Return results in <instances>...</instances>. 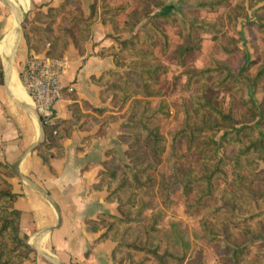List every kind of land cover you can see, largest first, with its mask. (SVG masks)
Listing matches in <instances>:
<instances>
[{
  "label": "trees",
  "instance_id": "trees-1",
  "mask_svg": "<svg viewBox=\"0 0 264 264\" xmlns=\"http://www.w3.org/2000/svg\"><path fill=\"white\" fill-rule=\"evenodd\" d=\"M134 1L136 8L129 10L126 4L113 5L104 0H91V13L85 16L82 0H63L57 7H49L44 13L38 11L31 19L25 18L21 25L23 39L28 57L44 53L57 59L67 51L69 44L80 54L84 53L85 43L91 34L90 27L98 18L103 24L110 25V37L114 39L121 33H133L138 28L137 33L120 41L119 50L111 46L97 52L100 57L112 55L116 66H126L137 75L138 83L125 74L116 75L115 72H109L111 78L106 76V72L95 80L103 87L100 94L103 100L110 94L121 107L129 103L130 132L123 136L127 143L124 155L128 162L118 168L108 166L101 176L109 193L107 199L117 202L119 216L102 214L98 221H89V224L94 230H104L100 240L115 243L111 255L115 264H145L148 257L155 259L157 264H201L197 263L198 258L196 263L187 258L189 243L175 223H170V229L163 234V238L159 236L164 231L161 221L166 213L163 209L168 207L173 187L178 186L184 197L195 192L196 197L189 208H201L207 201L205 216L212 218L214 224L207 219H202L201 223L211 234V227L227 228L228 218L223 214L225 202L245 214L246 207L264 199L262 184L255 185L256 180L261 179L259 162L264 164V95L259 104L244 97L245 89L261 88L264 54L252 76L246 74L249 66L235 71L216 57L210 58L208 66L185 73L186 89L194 87L195 91L183 99V124L172 135V141L186 138L188 147H194L202 159L197 170L186 172L171 164V176H162L157 183L153 171L161 162L164 138L153 121L159 115L167 116L168 108L165 100H160L156 107H151L149 100L160 96L161 92L153 86L158 85L160 76L166 74L169 68L155 61L149 46H156L160 41L165 48L168 46V34L161 26V23H167L180 27L185 38L174 53L179 65L183 66L185 58L199 49V35L203 34H209L215 40L222 36L228 43L220 44V49L230 55L237 50L236 40L230 33L236 32L238 17L246 13V6L254 8L262 3L255 7V12L261 13L256 27L264 33V0H239L235 6H227V26L218 19L193 16L198 11L215 12L225 7L227 0H180L175 15L153 13L152 8L165 7V0ZM98 3H101L99 8ZM97 10L100 11L98 15ZM123 13L126 14V21L119 26L116 17ZM226 87L237 95L240 107L236 110L231 102L226 108L225 98L220 96V90ZM70 97L75 99L74 95ZM81 105L93 110L84 102H75L69 106L72 112L69 120L53 124L42 121L43 141L35 150L43 164L49 165L51 159L62 155L60 140L70 135L83 116ZM84 118L87 121L93 117L85 114ZM221 131L222 135L216 138ZM220 149L225 151L221 157L218 155ZM227 165L232 171L231 177L225 169ZM12 174L10 169L0 164V264H23L30 252L25 238L19 235V213L13 208L14 195L8 181ZM218 180L227 186L217 189ZM156 196L161 198L163 208H154L147 217H143L145 204L140 197H147L152 202ZM228 250L225 260L230 264H240L237 254L243 251Z\"/></svg>",
  "mask_w": 264,
  "mask_h": 264
},
{
  "label": "crops",
  "instance_id": "crops-1",
  "mask_svg": "<svg viewBox=\"0 0 264 264\" xmlns=\"http://www.w3.org/2000/svg\"><path fill=\"white\" fill-rule=\"evenodd\" d=\"M7 1L18 10L23 22L38 11L44 13L49 7L59 6L63 0ZM109 33V25L97 20L84 53L69 44L62 57L66 65L61 83L74 91L56 104L53 123L69 120V106L75 102L92 108L107 106L99 96L101 87L92 78L113 66L111 57L97 54L111 45ZM16 40L17 15L0 1V164L13 173L8 181L14 195L13 208L19 213V235L30 249L23 264H115L111 258L115 243L100 240L104 230H94L89 224L102 214L118 216L116 202L107 199V186L101 181L104 164L108 165L111 158L105 151L116 139L117 133L111 130L115 125L101 135L93 119L99 116L81 105L83 116L70 135L60 140L62 155L51 159L49 165L43 164L35 150L43 141L42 122L20 78L28 57L22 28L12 62ZM13 74L18 78L19 92L13 88ZM85 114L93 118L85 121Z\"/></svg>",
  "mask_w": 264,
  "mask_h": 264
},
{
  "label": "rangeland",
  "instance_id": "rangeland-1",
  "mask_svg": "<svg viewBox=\"0 0 264 264\" xmlns=\"http://www.w3.org/2000/svg\"><path fill=\"white\" fill-rule=\"evenodd\" d=\"M237 1L239 0H227L225 7L220 8L215 12L198 11L194 12L193 16L201 17L207 20L218 19L224 26H227L226 8L227 6H235ZM104 2L113 5L126 4L128 5L129 10L136 8V2L134 0H104ZM90 4L91 0H82L81 7L85 16H89L91 13L89 7ZM99 4L101 3H98V8L100 7ZM261 5L262 3L256 5L255 7H259ZM179 6L180 0H165V7L161 9L151 7V10L153 13L166 12L175 15L177 14ZM255 7L249 8L246 6V13L238 17L236 32L234 34L230 33L236 40L235 44L237 50L234 53L227 55L221 51L220 44L228 43L222 36L215 40L212 39V36L209 34L199 35L201 37L199 49L192 55L185 58L183 66L178 64L174 56L177 47L185 42L181 28L178 26L173 27L167 23H161V26L164 28L169 37L168 46L166 48L162 46L163 44L160 40V42L157 43L158 45L154 46L152 44L149 46V48L153 51V58L155 61H160L169 68L166 74L160 76L158 85L153 86L154 89L161 92L160 96L153 97L149 100L151 107H156L160 100H165L168 108L167 116L159 115L157 116V119L153 121V123L159 127V133L164 138V151L161 162L153 171L157 183L162 176L165 178H169L171 176V164H176L179 169L186 172L190 169L197 170L202 159L201 156L196 153L194 147H188L186 138L182 137L172 141V135L178 132L183 124V99L188 98L189 94L195 91L194 87L189 90L186 89L185 73L189 70L200 69L208 66L211 63V57H216L223 63L231 66L235 71L239 70L241 67L249 66L246 73L248 76H252L256 70L257 63L261 60V57L264 54V33H261L256 27L261 13L255 12ZM99 13L100 11L97 10L96 15ZM116 18L119 22V26H122L126 21V14H120ZM97 20L100 21L99 18ZM95 23L96 22H94L92 26ZM109 30L111 33L112 31L110 25ZM225 30H227V28H225ZM138 31V28H136L133 33H121L115 39L111 38L109 33L107 37L112 43L108 47L113 46L116 50H119L121 48L120 41L129 38ZM64 54L59 58H62ZM104 57H111L113 66L105 69L98 77L92 78V81L97 86L101 87L100 94L103 87L102 85L97 84L95 80H98V78L106 72H108V75H106L108 78H111V74L109 75V72H115L116 75L125 74L138 83L137 75L130 71L126 66H116L112 55ZM259 84L261 88L258 87L255 90L247 88L244 90V97L252 99L255 104H259L263 98L264 78L260 80ZM138 96L139 95H137V97ZM220 96H224L226 108L228 107L229 102H231L235 110L240 107L237 95L231 92L229 87L222 88L220 90ZM100 99L102 103H107V106L105 108H93V110H91L99 116V118H94L100 126L99 133L101 135H105L107 127H111L112 125L115 126L111 127V130L114 131L113 133H117L116 139L114 140L115 142L112 144V148L105 151L106 154L111 157H109V164H104L106 171L108 166L110 168H118L120 165L128 162L126 156L124 155V152L127 150V143L123 136L128 135L130 132V122L128 119L129 113L127 112V106L129 103L127 102L126 106L121 107L120 103H117L110 94H108L104 100L101 96ZM96 110H103V112L98 113ZM262 132L264 133V129ZM221 135L222 131L219 132L216 138H219ZM110 143L112 142L110 141ZM121 148H125V150L122 151ZM224 152V150L220 149L218 151L219 157L223 156ZM225 169L231 177L232 171L229 165H227ZM258 171H261V179L256 180L255 185L257 186V184H262L264 189V164L262 162H259ZM223 186L226 187L227 184H224L222 180H218L216 182L217 189H221ZM229 188L230 186L228 185V189ZM195 197V192L188 193L187 196L184 197L180 194L178 186L173 187L170 193V202L168 207L163 209L166 216L161 221V225L164 226V231L159 235L160 237L163 238V234L170 229V223L173 222L183 234L184 240L189 243L187 258L193 263H196L198 258L197 263L200 262L201 264H230V262L224 258L225 252L229 251V248L243 251L242 254H237V259L240 264H262V262H264V199L257 200L252 206L246 207L247 213L245 214H241L239 209H233L231 203L225 202L223 214L228 218V221H226L227 228L222 229L218 227H211V234H208L204 229L201 220L207 219L211 222V224H214V220L205 216V210L208 204L207 201L204 202V205L201 208H189L190 204L194 202ZM140 198L145 204L142 214L143 217H147L154 208H163L161 198L158 196H156L152 202H149L150 199L147 197ZM215 203L216 202H213V204ZM256 215L259 216L255 219H250L252 216ZM138 256L142 257L141 255ZM148 259L149 260L145 264H157L155 259L151 257H148Z\"/></svg>",
  "mask_w": 264,
  "mask_h": 264
},
{
  "label": "built area",
  "instance_id": "built-area-1",
  "mask_svg": "<svg viewBox=\"0 0 264 264\" xmlns=\"http://www.w3.org/2000/svg\"><path fill=\"white\" fill-rule=\"evenodd\" d=\"M65 59H52L42 54H31L25 60L20 78L32 99L34 109L41 122L53 124L54 108L66 93H72V86L61 83L65 70Z\"/></svg>",
  "mask_w": 264,
  "mask_h": 264
},
{
  "label": "water",
  "instance_id": "water-1",
  "mask_svg": "<svg viewBox=\"0 0 264 264\" xmlns=\"http://www.w3.org/2000/svg\"><path fill=\"white\" fill-rule=\"evenodd\" d=\"M2 1L5 5H7L10 9H12L14 11V13L17 15V40H16V46H15V51L13 52V58H12V62H13V59L15 57V54H16V50H17V47L19 45V42H20V38H21V23H22V19L21 17H18V10L10 3L8 2L7 0H0ZM39 118V116H38ZM42 124V123H41ZM40 143V142H39Z\"/></svg>",
  "mask_w": 264,
  "mask_h": 264
},
{
  "label": "bare ground",
  "instance_id": "bare-ground-1",
  "mask_svg": "<svg viewBox=\"0 0 264 264\" xmlns=\"http://www.w3.org/2000/svg\"><path fill=\"white\" fill-rule=\"evenodd\" d=\"M10 43V42H9ZM11 46V45H10ZM12 48V47H11ZM12 81H13V88L15 91L19 92L20 90V84H19V81H18V78L16 76V74H13V78H12ZM24 93V92H23ZM28 101V100H27Z\"/></svg>",
  "mask_w": 264,
  "mask_h": 264
}]
</instances>
